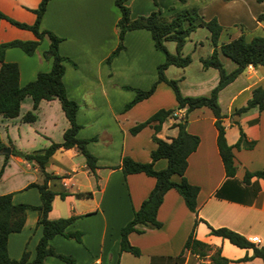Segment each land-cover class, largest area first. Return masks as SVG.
Returning <instances> with one entry per match:
<instances>
[{
    "label": "crops",
    "instance_id": "1",
    "mask_svg": "<svg viewBox=\"0 0 264 264\" xmlns=\"http://www.w3.org/2000/svg\"><path fill=\"white\" fill-rule=\"evenodd\" d=\"M185 1L184 4L179 0H156L155 5L152 0H125V4L131 18L153 10L169 16L185 6L196 7L204 19L214 17L220 24L218 41L221 43L240 33L246 40L264 34V18H258L264 14V0ZM38 2L0 0V11L15 20L32 23L34 14L30 9ZM118 17L114 0H49L39 22L40 29L49 30L61 39L57 51L69 59L63 62L61 80L66 96L78 104L75 120L80 128L76 136L94 137L86 143V148L97 165L94 176L85 166L83 156L73 147L58 148L49 156L45 171L55 177L47 181V186L56 194L47 217L78 216L68 228L82 232L81 242L55 235L49 243L56 252L72 255L73 264H262L251 248L235 246L211 234L210 228L226 227L253 245L264 246V178H245L244 175L264 171V109L253 108L239 116L231 115L234 108L245 104L252 88H264V66L247 65L217 93L220 111L225 115L222 121L225 142L233 145L239 128L248 141H254L251 148L231 149L235 167L232 176L224 173L216 147L214 118L207 107L194 108L186 114L184 107L175 108V116L162 122L156 134L159 138L168 140L174 136L177 128L172 123L183 116L184 129L198 137L197 146L186 158L183 173L190 184L198 187L196 213L189 211L182 197L170 188L156 210L155 218L160 225L136 226L142 231L127 234L128 242L138 249V254L119 249L120 227L131 218L154 184L152 176L142 172L123 175L118 167L122 156L139 162L149 161V152L155 147L150 126H144L135 134H131L129 128L159 108L176 106V101L174 96L172 100L158 98L167 93L165 83L158 82L148 97L123 110L134 92L122 86L146 89L155 80V68L162 62L163 55L153 47L147 30H128L123 36L124 48L106 64L105 59L117 42L114 24ZM13 39L28 40L34 36L29 30L0 18V43ZM48 42L44 35L30 55L17 47L4 50L3 60L17 65L19 86L33 80L38 72L49 70L51 60L42 55ZM164 45L169 52H174V42L165 41ZM211 51L208 31L198 27L189 34L181 49L183 55L189 54L190 63L184 67L168 65L164 69L165 77L175 80L182 96H207L217 84V69L202 68L199 61ZM218 57L226 71L235 67L227 57L220 53ZM27 111L34 113V120L21 119ZM67 126L56 98L41 99L32 110V100L26 95L19 102L17 116L0 115V141L18 151L30 152L51 142H60ZM2 163L3 153H0V167ZM165 165L166 160L159 158L152 166L159 170ZM171 179L177 181L179 176L174 174ZM40 180L35 162L9 152L0 173V194L10 193L12 203L36 205L38 192L35 187L26 185ZM60 192L66 194L60 197ZM36 218V211L27 209L21 229L8 234L6 252L10 258L18 259L23 250L28 253V259L33 258L41 234ZM191 231L193 239L206 244L200 248L205 253L203 256L183 247ZM243 257L247 259L242 260ZM60 261L51 256L45 258L48 264H61Z\"/></svg>",
    "mask_w": 264,
    "mask_h": 264
},
{
    "label": "trees",
    "instance_id": "2",
    "mask_svg": "<svg viewBox=\"0 0 264 264\" xmlns=\"http://www.w3.org/2000/svg\"><path fill=\"white\" fill-rule=\"evenodd\" d=\"M48 1L39 0L37 6L34 9H30L34 14L32 23L15 20L0 11V18L15 27L29 30L34 36V39H13L0 43V115L5 118L17 116L19 102L27 95L32 100V110L36 108L37 103L41 99L48 100L56 98L68 122V126L62 132L60 142H51L46 147L30 152L18 151L12 145H9L11 154L35 162L41 180L30 182L26 185L27 187L32 186L36 188L39 197V203L36 205L12 203L10 193L0 194V264H48L45 262V258L49 256L58 258L64 264L74 263V258L71 255L56 252L49 243V240L55 235L81 242L82 232L77 229L68 228L78 216L70 215L53 219L47 217V212L51 207V200L56 193L47 186V181L55 177V175L46 172L45 165L49 156L56 149L73 147L83 156L85 166L94 176V169L97 166L95 157L86 148V143L89 140H94V137L84 139L76 136L80 128V125L75 120V112L78 104L66 96L65 88L61 80L64 70L63 62L69 61L67 57L60 55L57 51V45L61 39L51 31L39 28V22ZM152 1L157 5L156 0ZM179 1L184 4L186 3L185 0ZM256 1L260 2L262 0ZM114 5L119 11V17L114 24L117 42L106 57V64H109L111 59L124 48L122 40L124 33L128 30H147L153 47L163 55L162 62L158 63L155 68L156 78L148 89H139L127 85L122 86L123 89H129L134 92L133 97L124 104L123 110L130 108L136 102L148 97L154 91L158 82H164L171 88L176 101V108L184 107L185 114L194 108L207 107L214 118L213 125L216 129V147L224 173L226 176H232L235 167L231 149L233 147L236 149L251 148L254 141H248L239 128V135L236 142L233 145H228L225 142L222 122L225 115L220 111L217 102V93L233 81L237 75L242 73L247 65L253 67L264 66V34L255 35L246 40L244 35L240 33L237 37L221 43L218 41V36L221 31L220 24L214 17L204 19L197 12L196 7L185 6L169 16H163L159 10H153L146 15H137L131 18L125 0H114ZM258 18H264V14L258 15ZM198 27H203L208 31L209 41L212 46V51L205 57L199 59L201 66L202 68L209 66L216 68L219 79L207 96H182L178 91L175 80L165 77L164 69L168 65L184 67L190 63L191 58L189 54L183 55L181 49L187 41L189 34ZM44 35L48 38L49 42L47 48L42 52V55L51 60L50 68L48 71L38 72L33 80L19 86L17 81V65L14 62L4 61L3 52L8 47H17L25 54L30 55ZM165 41L174 42V52L167 50L164 45ZM218 53L234 62L235 67L230 71H226L218 57ZM71 64L74 65L73 62ZM253 108L258 111L264 109V88L260 86L252 88L251 95L245 104L234 108L231 115L239 116ZM174 110L172 108H159L146 119L137 122L129 128V132L135 134L144 126H150L152 128L151 140L155 143V147L149 152V161L139 162L132 160L128 156H122L118 167L123 175L142 172L145 175L152 176L154 178V184L147 196L140 202L139 207L132 212L131 218L119 229V249L121 251H128L134 255L138 254V249L132 246L127 240V234L129 232L142 231L136 226L158 227L160 225L155 218V214L163 194L168 189L173 188L177 191L182 197L186 208L196 213L195 197L198 192V187L190 184L185 179L183 173L187 164L186 158L197 146L198 137L188 133L184 129L182 124L185 120L184 116L182 118L180 117L177 122L172 123V126H176L177 128L174 136L168 140L156 136L161 128L162 122L168 117L175 116ZM34 118L35 115L32 111L25 112L21 117L23 121H32ZM4 146L5 144L0 141V153ZM6 158L7 153H3V163L0 167V173L6 162ZM159 158H164L166 165L164 168L156 170L152 165ZM174 174L179 176L177 181L171 179V176ZM244 175L245 178L250 176L264 178V171L245 172ZM65 194L64 192L58 193L60 197H63ZM76 195H82V193H76ZM85 195H89V193H85ZM27 209L36 211V224L40 226L41 234L35 244V253L32 259H28V253L25 250L22 251L18 259H13L7 255L6 239L9 233L18 232L21 229ZM196 221L197 218H195L194 222ZM210 233L227 239L235 246L251 248L253 255L260 257L262 264H264V246H255L241 234L226 227L210 228ZM205 245L193 239L192 231L183 243L184 248L192 249L200 256L205 254L200 249ZM245 259L247 257L242 258V260ZM221 260L225 261V259Z\"/></svg>",
    "mask_w": 264,
    "mask_h": 264
},
{
    "label": "rangeland",
    "instance_id": "3",
    "mask_svg": "<svg viewBox=\"0 0 264 264\" xmlns=\"http://www.w3.org/2000/svg\"><path fill=\"white\" fill-rule=\"evenodd\" d=\"M122 43H123V40H122ZM158 51V50H157ZM161 53V52H160ZM152 84V82L150 83V85ZM150 85L146 88V89H148L149 87H150ZM163 87H164V92L165 91H167V93H165L166 94V96L164 95V93H162L161 94V96L160 95H158V98H160L161 97V99H163V100H165V98L167 99V98H170L171 100L173 99V92H172V90H171V88L169 87V86H167V85H165V84H163ZM129 90V89H128ZM155 97V96H154ZM155 99V98H154ZM169 108H172V109H175L176 108V106H174L173 105V107H169ZM168 109V108H167ZM69 255V254H68ZM72 256V255H71ZM73 257V256H72ZM74 258V257H73ZM75 260V259H74ZM60 263L61 264H64V262H62V261H60Z\"/></svg>",
    "mask_w": 264,
    "mask_h": 264
},
{
    "label": "water",
    "instance_id": "4",
    "mask_svg": "<svg viewBox=\"0 0 264 264\" xmlns=\"http://www.w3.org/2000/svg\"><path fill=\"white\" fill-rule=\"evenodd\" d=\"M183 127L185 126V121H183ZM10 152V149L8 146H4L2 149H1V153H9Z\"/></svg>",
    "mask_w": 264,
    "mask_h": 264
},
{
    "label": "built area",
    "instance_id": "5",
    "mask_svg": "<svg viewBox=\"0 0 264 264\" xmlns=\"http://www.w3.org/2000/svg\"><path fill=\"white\" fill-rule=\"evenodd\" d=\"M205 264H218V263H208V262H207V263H205Z\"/></svg>",
    "mask_w": 264,
    "mask_h": 264
}]
</instances>
